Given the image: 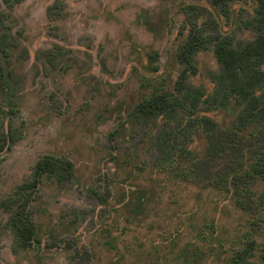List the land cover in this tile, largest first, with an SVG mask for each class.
<instances>
[{
	"label": "rangeland",
	"instance_id": "1",
	"mask_svg": "<svg viewBox=\"0 0 264 264\" xmlns=\"http://www.w3.org/2000/svg\"><path fill=\"white\" fill-rule=\"evenodd\" d=\"M255 7L0 0V137L17 135L0 150V264H264V175L242 174L263 139L257 125L230 128L240 107L218 105L209 47L219 34L252 39ZM192 32L203 39L186 77L197 107L174 88ZM151 92L158 106L138 107ZM46 154L69 159L73 176L42 177L28 194L19 214L35 240L20 248L1 203Z\"/></svg>",
	"mask_w": 264,
	"mask_h": 264
},
{
	"label": "trees",
	"instance_id": "2",
	"mask_svg": "<svg viewBox=\"0 0 264 264\" xmlns=\"http://www.w3.org/2000/svg\"><path fill=\"white\" fill-rule=\"evenodd\" d=\"M3 1L9 5L11 0ZM210 1L218 8L229 10L232 2L240 0ZM254 1L256 4L255 13L248 21V24L255 30V35L252 39L233 42L229 34H219L209 41V47L212 49L220 67V72L216 76L218 85L216 92L221 94L222 98L219 100L218 105H225L232 100L240 107V111L230 128L235 129L234 132L237 131L238 133L247 127L251 128V126L257 125L259 128L255 133L263 139L261 147L253 151L252 160L248 164L247 169L242 171V174L248 177L264 175V0ZM5 43V37L0 35V52H5ZM202 43L203 39L198 38L195 32L190 34L181 53L182 68L174 82V88L183 97L187 93H192L193 107H197L198 103L196 101V92H194L196 90L193 89V91L189 87L186 77L194 69L192 58L197 49L203 47ZM157 100V94L151 92L148 98L141 102L138 107L158 106ZM159 107L164 114L169 116L175 105L171 102L167 107L165 105H160ZM200 122L208 131L213 130L215 127L207 116H203ZM237 133L230 134L226 131L223 137L231 139L232 135L234 136ZM14 134L10 133V131L3 132L0 137V150H2V146L7 147L9 142L17 136ZM161 137L159 135L156 137L157 146L161 145ZM184 151L186 152L187 150L183 149ZM172 159L173 157L170 155L169 160L171 161ZM72 170L73 165L69 159L48 154L43 155L33 165L29 178L18 184L15 192L2 201L3 208L9 210L14 207V211H11L10 221L18 233L17 244L20 248H27L31 241L35 240L33 223L22 218V214L21 216L19 214L30 200L28 199V194L38 188L42 177L46 179L54 178L56 182L61 183L73 176ZM223 178L221 177L220 180L223 181ZM221 181L217 182L215 179V186L218 187ZM242 192L243 189L240 188L233 192L236 204L241 207H243V203L239 195ZM260 197L264 204V191L261 192ZM262 209L264 211V205Z\"/></svg>",
	"mask_w": 264,
	"mask_h": 264
}]
</instances>
